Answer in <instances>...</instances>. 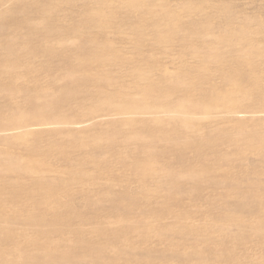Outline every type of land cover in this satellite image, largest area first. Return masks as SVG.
Wrapping results in <instances>:
<instances>
[{"label": "rangeland", "instance_id": "1", "mask_svg": "<svg viewBox=\"0 0 264 264\" xmlns=\"http://www.w3.org/2000/svg\"><path fill=\"white\" fill-rule=\"evenodd\" d=\"M0 264H264V0H0Z\"/></svg>", "mask_w": 264, "mask_h": 264}]
</instances>
